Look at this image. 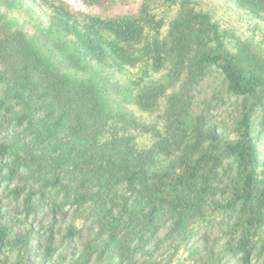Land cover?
<instances>
[{
    "label": "trees",
    "instance_id": "trees-1",
    "mask_svg": "<svg viewBox=\"0 0 264 264\" xmlns=\"http://www.w3.org/2000/svg\"><path fill=\"white\" fill-rule=\"evenodd\" d=\"M21 1L39 17L0 22V264H264V44L194 0ZM225 2L264 22V0ZM130 100L163 102L149 147Z\"/></svg>",
    "mask_w": 264,
    "mask_h": 264
},
{
    "label": "rangeland",
    "instance_id": "rangeland-1",
    "mask_svg": "<svg viewBox=\"0 0 264 264\" xmlns=\"http://www.w3.org/2000/svg\"><path fill=\"white\" fill-rule=\"evenodd\" d=\"M66 2L72 10L91 15H101L103 17H112L121 14H134L138 11L142 0H115L113 8L109 10L87 7L80 0H62ZM197 6L220 20L225 27L240 36L242 39L264 44V22L250 19L240 12H236L226 4L225 0H194ZM32 17H39L37 10L31 11L28 5L21 0H0V22L9 26L22 27L31 21ZM67 75L71 74L67 72ZM114 79L112 81H116ZM104 82H109L105 81ZM109 95V96H108ZM106 98L114 101L111 93L106 94ZM123 110L129 115L134 116L137 123L142 127L131 131V142L136 149L149 147L153 142V135L146 133V128L150 125H159V115L163 110L161 102L152 113H143L136 106L133 100L122 105ZM167 167V162L156 165L154 171L159 172Z\"/></svg>",
    "mask_w": 264,
    "mask_h": 264
}]
</instances>
